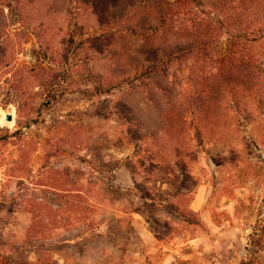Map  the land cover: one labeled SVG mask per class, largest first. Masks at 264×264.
<instances>
[{
	"label": "rangeland",
	"instance_id": "rangeland-1",
	"mask_svg": "<svg viewBox=\"0 0 264 264\" xmlns=\"http://www.w3.org/2000/svg\"><path fill=\"white\" fill-rule=\"evenodd\" d=\"M197 8L218 28L222 45L234 44L249 20L236 4L217 10L212 0H198ZM102 9L91 0H0V264H103L100 242H73L77 233L90 223L92 231L101 229L100 220H108L113 242L136 247L124 213L140 207V198L155 203L206 187L202 209L213 218L235 197L244 218L264 215V41L248 45L257 75L253 89L230 87L218 105L199 110L189 101L197 92L196 71L190 60L174 58L163 79L172 86L170 98L152 89L159 101L149 103L141 61L109 72L114 52H132L140 39L91 26L88 15ZM124 104L142 117L170 115L174 137H159L164 163L156 158L158 139L130 141L135 126L122 113ZM77 190L83 198L72 193ZM146 204L140 211L158 221L160 211ZM57 207L56 217L79 229L30 236L34 222L47 224ZM248 224L238 232L247 254L262 249L253 235L264 229L257 220Z\"/></svg>",
	"mask_w": 264,
	"mask_h": 264
},
{
	"label": "trees",
	"instance_id": "trees-1",
	"mask_svg": "<svg viewBox=\"0 0 264 264\" xmlns=\"http://www.w3.org/2000/svg\"><path fill=\"white\" fill-rule=\"evenodd\" d=\"M91 1L98 8L103 7L101 11L88 15L91 26L114 30L112 34H119V38L132 36L140 39L132 52H114L109 60L108 69L112 75H116L129 61H141L143 73H146L148 78L142 82V90L149 103L157 104L159 101L153 95L152 89L170 98L169 92L172 86L165 83L163 79L166 77L167 67L174 58L190 60V70L192 73L196 71L194 76L197 79L195 83L197 92L195 96L192 95L189 98V101L199 110L218 105L221 97H224L230 87H240L242 90H251L255 87L254 79H257V75L252 70L253 54L248 45L264 41V21L259 19L262 8L264 9V0H212L217 10H224L234 4L240 6L249 19L246 24L242 22L237 29L234 35L237 41L233 44L231 40L225 45L221 43L218 28L210 20L205 19L197 8L198 0ZM235 44L240 46H235ZM120 45L123 50L127 49L125 43L121 42ZM122 108V113L135 126L130 130V141L140 142L146 138L152 141L158 139L159 154L156 158L161 162L160 164L164 163L165 159L161 152L165 149L159 137L162 135L169 138L174 137V125L170 115L166 112L160 118L142 117L134 108L126 104ZM167 146L169 144L166 148ZM175 156L179 158V151ZM155 176L159 181L171 182L169 177L159 175V173ZM55 189L57 193L68 194L70 192L68 189L57 187ZM72 193L79 198L84 196L81 190L72 191ZM191 199L192 193L175 194L170 200V212L178 217H192L195 221L196 215L190 213L188 208ZM59 208L51 210L53 215L47 224L40 222L35 224L34 222V227H30V232H28L30 236L33 237L34 234H39L40 237L41 235H52V231L59 227L67 230L79 229L78 225L72 226L66 218L63 220L56 217ZM81 225L84 224L81 223ZM93 225L90 223L84 226L77 235L92 231Z\"/></svg>",
	"mask_w": 264,
	"mask_h": 264
},
{
	"label": "crops",
	"instance_id": "crops-1",
	"mask_svg": "<svg viewBox=\"0 0 264 264\" xmlns=\"http://www.w3.org/2000/svg\"><path fill=\"white\" fill-rule=\"evenodd\" d=\"M117 176L116 173L113 179L116 183L120 182ZM129 181L131 186L128 188L134 182L130 175ZM174 195L167 194L166 197L155 200V203L140 198V207L123 212L130 214L128 222L137 241L136 247L130 248L127 241L120 244L113 242L108 220H100L102 228L85 233L86 239L76 235L77 239L73 242L88 241L91 246L100 242L96 252L100 258L105 259L103 264H264V229L253 235L262 249L248 254L240 250L243 235L238 233L244 221L250 224L256 220L258 224L264 223L263 214L257 216L251 210L252 215L244 218L240 215V209L234 205L237 201L235 197L222 203V217L218 215L213 218L207 210L203 212L202 206L208 205L209 196L207 188L202 187L192 193L188 205L189 212L197 217L194 221L192 217H178L170 212V200ZM146 203L160 211V214H155L158 221L149 213L146 215L140 211ZM122 220L116 219L123 231ZM95 264L102 263L98 260Z\"/></svg>",
	"mask_w": 264,
	"mask_h": 264
},
{
	"label": "water",
	"instance_id": "water-1",
	"mask_svg": "<svg viewBox=\"0 0 264 264\" xmlns=\"http://www.w3.org/2000/svg\"><path fill=\"white\" fill-rule=\"evenodd\" d=\"M5 119H6V120H10V119H11L10 115H7V116L5 117Z\"/></svg>",
	"mask_w": 264,
	"mask_h": 264
},
{
	"label": "bare ground",
	"instance_id": "bare-ground-1",
	"mask_svg": "<svg viewBox=\"0 0 264 264\" xmlns=\"http://www.w3.org/2000/svg\"><path fill=\"white\" fill-rule=\"evenodd\" d=\"M3 117H4V116H3ZM3 117H2V122H5L4 119H3Z\"/></svg>",
	"mask_w": 264,
	"mask_h": 264
}]
</instances>
